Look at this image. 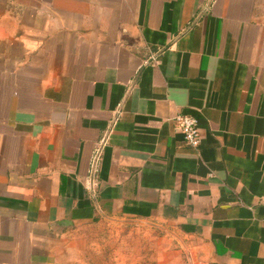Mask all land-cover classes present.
<instances>
[{
	"label": "crops",
	"instance_id": "1",
	"mask_svg": "<svg viewBox=\"0 0 264 264\" xmlns=\"http://www.w3.org/2000/svg\"><path fill=\"white\" fill-rule=\"evenodd\" d=\"M102 219L264 264V0H0V264Z\"/></svg>",
	"mask_w": 264,
	"mask_h": 264
},
{
	"label": "rangeland",
	"instance_id": "2",
	"mask_svg": "<svg viewBox=\"0 0 264 264\" xmlns=\"http://www.w3.org/2000/svg\"><path fill=\"white\" fill-rule=\"evenodd\" d=\"M69 264H195L189 239L166 224L102 219L72 230Z\"/></svg>",
	"mask_w": 264,
	"mask_h": 264
},
{
	"label": "built area",
	"instance_id": "3",
	"mask_svg": "<svg viewBox=\"0 0 264 264\" xmlns=\"http://www.w3.org/2000/svg\"><path fill=\"white\" fill-rule=\"evenodd\" d=\"M174 119L176 122L177 129L184 134L187 143L194 147L199 146L202 135L201 130L198 126L197 118L191 115L179 114ZM99 152H97L95 156V163L97 161L96 159H98ZM94 166H96V164H94Z\"/></svg>",
	"mask_w": 264,
	"mask_h": 264
}]
</instances>
